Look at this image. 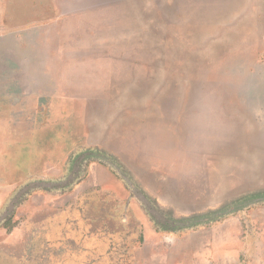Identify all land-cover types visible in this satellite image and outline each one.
Wrapping results in <instances>:
<instances>
[{"label":"rangeland","instance_id":"obj_1","mask_svg":"<svg viewBox=\"0 0 264 264\" xmlns=\"http://www.w3.org/2000/svg\"><path fill=\"white\" fill-rule=\"evenodd\" d=\"M0 264H264V0H0Z\"/></svg>","mask_w":264,"mask_h":264},{"label":"bare ground","instance_id":"obj_2","mask_svg":"<svg viewBox=\"0 0 264 264\" xmlns=\"http://www.w3.org/2000/svg\"><path fill=\"white\" fill-rule=\"evenodd\" d=\"M221 156V155H220ZM229 156V155H227ZM241 158V157H240ZM249 160V159H248ZM242 161V160H241ZM245 161V160H244ZM217 162V161H216ZM256 162V161H255ZM214 163V162H213ZM215 164V163H214ZM250 166V165H249ZM257 167V166H256ZM255 168V167H254ZM253 168V169H254ZM228 164L225 163L224 161L219 162L218 165H215V168L213 171L210 173L211 181L213 183L211 192H221L225 191L227 189L228 185V177L226 174L228 173ZM252 172V171H251ZM258 174V173H257ZM256 174V175H257ZM237 176L241 175L239 173L236 174ZM255 175V176H256ZM252 176V175H251ZM232 178V177H231ZM240 180V179H239ZM225 194V193H224Z\"/></svg>","mask_w":264,"mask_h":264}]
</instances>
